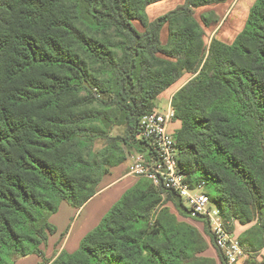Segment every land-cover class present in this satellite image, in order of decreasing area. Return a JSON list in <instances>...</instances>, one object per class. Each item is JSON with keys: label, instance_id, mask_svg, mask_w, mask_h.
Returning <instances> with one entry per match:
<instances>
[{"label": "trees", "instance_id": "trees-1", "mask_svg": "<svg viewBox=\"0 0 264 264\" xmlns=\"http://www.w3.org/2000/svg\"><path fill=\"white\" fill-rule=\"evenodd\" d=\"M158 1L0 0V264L42 256L62 201L82 207L127 148L149 151L139 120L185 73L171 99L180 168L229 232L254 222L238 240L247 264H264V0L232 42L207 48L210 22L194 8L226 0H185L149 20ZM163 193L183 205L140 177L74 252L40 264H228L211 234L217 257L203 255L208 241L162 207Z\"/></svg>", "mask_w": 264, "mask_h": 264}, {"label": "built area", "instance_id": "built-area-1", "mask_svg": "<svg viewBox=\"0 0 264 264\" xmlns=\"http://www.w3.org/2000/svg\"><path fill=\"white\" fill-rule=\"evenodd\" d=\"M175 110L169 99L166 109L155 110L143 115L139 120L136 138L147 142L148 152H134L129 157L128 172L135 177H144L156 187L174 190L188 202L194 215L209 219L215 236V243L223 252L228 264H246L247 253L238 238L224 225L220 210L215 206L200 182L192 189L180 168L179 149L170 124L175 120Z\"/></svg>", "mask_w": 264, "mask_h": 264}, {"label": "rangeland", "instance_id": "rangeland-1", "mask_svg": "<svg viewBox=\"0 0 264 264\" xmlns=\"http://www.w3.org/2000/svg\"><path fill=\"white\" fill-rule=\"evenodd\" d=\"M185 0H163L160 2H155L147 6L146 14L149 20H153L161 15L166 14L170 10L174 9L178 5L184 3ZM256 0H226L221 3L210 4L207 6H202L198 8H194V16L196 19L202 24L201 16L205 15L209 20L210 24L205 26L202 24L204 29V42L206 44V48L209 46L212 38H217L221 41L230 43L233 41L234 37L242 30L244 27L245 21L247 19L249 10L251 6L255 3ZM135 27L141 30V25L139 21H133ZM160 40L162 43H166L168 40V27L165 24L160 31ZM192 74L185 73L178 81H176L172 86L163 91L157 98L156 104L158 110H164L167 107L168 101L172 95V93L179 87L187 79L191 78ZM176 122V126L179 125L178 120H174ZM172 122V123H173ZM170 124L169 131L173 132L175 128H173V124ZM111 134H122V127H115L111 131ZM100 144V143H99ZM128 150V160L134 150L127 148ZM131 150V151H130ZM127 160V161H128ZM128 168V167H127ZM144 178V177H142ZM163 204L162 207H167L170 211L178 218L180 221H185L194 227H196L199 232L203 234L206 240L209 243L208 249L203 253L205 256L212 257L213 255L217 257L216 249L210 242V234L215 239L211 223L209 219L203 216H197L192 213V211H186L185 208L191 209L186 200L183 201V205L181 207H177L172 200H167V196L163 193ZM58 212V211H57ZM56 212V213H57ZM56 213L52 214L54 216ZM62 218L66 215L65 210L59 214ZM49 218V220H50ZM70 221L67 223L69 225ZM69 226H66L65 230ZM209 230L210 233L207 231ZM44 253L48 254V248L44 249ZM248 255V254H247ZM36 256L35 255H27L24 257H20L15 261L14 264H34ZM248 256L245 258V260ZM261 260V259H260Z\"/></svg>", "mask_w": 264, "mask_h": 264}, {"label": "crops", "instance_id": "crops-1", "mask_svg": "<svg viewBox=\"0 0 264 264\" xmlns=\"http://www.w3.org/2000/svg\"><path fill=\"white\" fill-rule=\"evenodd\" d=\"M186 81L179 85L172 93L170 99ZM172 124L173 128L176 127V129L181 125L180 123L176 126V122ZM128 164L129 160L112 167L109 173L102 177L95 195L82 207H73L65 201L60 203L58 212L50 218V222L56 226L57 231L49 235L47 244L42 246V256L32 254L36 256L34 264H40L43 259L52 260L61 251L72 253L79 247L82 238L100 222L101 218L122 195L138 182V177L129 174ZM63 209L66 215L62 218L59 214ZM69 221L70 223L67 225ZM253 223L242 224L239 221H234L232 235L238 238ZM66 226H69L67 231H65ZM45 248H48V254L44 253ZM210 256L215 257L214 253ZM262 258H264V247L257 255V260L260 261Z\"/></svg>", "mask_w": 264, "mask_h": 264}]
</instances>
